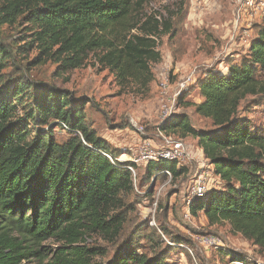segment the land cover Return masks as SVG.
Returning a JSON list of instances; mask_svg holds the SVG:
<instances>
[{
	"label": "trees",
	"instance_id": "obj_1",
	"mask_svg": "<svg viewBox=\"0 0 264 264\" xmlns=\"http://www.w3.org/2000/svg\"><path fill=\"white\" fill-rule=\"evenodd\" d=\"M144 1L0 0V26L21 20L30 27L32 42L25 45H33L37 57L29 66L53 62L66 74L94 55L120 86L148 93L156 81L153 65L162 61L158 42L172 25L155 15L139 19ZM176 35L173 30L168 41ZM21 50L25 53L26 46ZM14 59L0 43V73L5 61ZM224 63L226 73L206 71L178 100L208 121L212 132L195 129L186 114L174 116L158 130L196 140L220 176L221 187L193 200L190 214L203 215L212 225L229 223L264 253V130L253 129L247 117L240 116L247 96L264 94L259 80L264 72V26L259 25L240 64ZM29 87L31 82L20 78L12 88L0 89V264H96L97 250L79 244L93 233L111 241L122 234L126 218L118 213L124 208L121 196L134 191L137 178L128 163L119 161L122 151L90 127L87 103L76 101L70 92L37 86L38 94L30 97L21 118L16 100ZM195 90L203 102L186 104ZM31 125L40 128L34 137ZM54 126L66 128L69 139L56 142L51 136ZM165 171L175 180L188 172L177 163L160 161L146 167V178L167 177ZM51 239L64 246L43 250L42 244ZM226 255L231 264H251L244 256ZM109 264L172 263L162 256L150 259L126 245Z\"/></svg>",
	"mask_w": 264,
	"mask_h": 264
},
{
	"label": "rangeland",
	"instance_id": "obj_2",
	"mask_svg": "<svg viewBox=\"0 0 264 264\" xmlns=\"http://www.w3.org/2000/svg\"><path fill=\"white\" fill-rule=\"evenodd\" d=\"M262 4L264 0H145L137 13L139 19L155 15L159 20L170 22L172 31L177 32L171 42L168 38L172 31L160 40L163 60L153 65L156 81L148 93H142L132 85L120 86L115 76L98 64L94 55L82 68L66 74H62L53 62L29 66V62L37 57V49L25 45L32 42L30 27L21 20L14 25L0 26V43L16 56L14 62L4 63L0 89L12 88L20 78L31 82L32 87L24 89L16 100L20 117L25 116L30 97L38 94L37 86L66 90L76 101L87 103L88 124L98 138L122 151L120 162L128 161V155L140 159L143 143L151 148L162 145L158 130V95L165 65L172 66L169 81L174 88L173 95L178 93L177 84L188 77L192 78L190 89L210 69L226 73L224 61L240 64L248 55L259 25L264 26ZM23 46H26L25 53L21 50ZM259 80L264 82V72L260 73ZM197 95L194 92L189 96L186 104L195 101ZM240 111V116L247 117L253 129L264 130V94L247 96ZM182 114L189 116L195 129L212 132L211 124L194 114L191 108L179 105L178 115ZM132 121L143 128L141 133L136 131ZM31 128L30 137H34L40 128L34 125ZM51 136L58 143L69 139L67 133L56 126ZM185 142L193 149L197 147V141L192 138ZM129 162L133 161H128L132 164ZM197 165L196 161L182 164L188 172L178 180L161 175L148 180L145 162L135 164L136 188L121 196L124 208L118 212L126 218L122 234L111 241L93 233L79 246L97 250L96 264L111 263L126 245L135 247L138 253L150 259L165 257L172 264H231L227 252L244 256L251 264H264L260 247L235 233L229 223L212 225L203 215L194 217L190 214L189 188ZM208 236L214 237L219 245H204L202 240ZM63 246L51 239L42 244V249L56 251Z\"/></svg>",
	"mask_w": 264,
	"mask_h": 264
},
{
	"label": "built area",
	"instance_id": "obj_3",
	"mask_svg": "<svg viewBox=\"0 0 264 264\" xmlns=\"http://www.w3.org/2000/svg\"><path fill=\"white\" fill-rule=\"evenodd\" d=\"M264 7V4H262ZM160 43V42H158ZM160 47V46H159ZM163 60V56H162ZM172 66L171 64H166L164 67V73L162 74L159 82V112L158 116L160 118V126L167 123L174 116L179 113V104L178 100L184 93H187L190 85L191 77H188L187 80L181 81L177 84L178 93L173 95V87L169 81V73L171 72ZM133 126L135 127L138 133L143 131L139 127V124L132 121ZM159 126V127H160ZM63 132H67L66 128L62 130ZM160 136L162 138V145L157 146L155 148H151L149 144L143 143V153L140 159H136L135 157L128 161L132 164H129L127 168L130 172L135 176V164H138L141 161L145 162V166L147 167L150 163L164 161L167 163H177L178 167H182V164H185L188 161H196L197 167L194 170L195 174L191 179V184L189 188L190 195V203L195 199H205L208 196V193L212 190L219 189L222 185L220 176H218L214 170V166L212 163L205 159L203 155V151L196 147L193 149L190 145H188L185 140L179 139L175 136H168L162 132H160ZM128 161H122V163H128ZM167 176L172 177L171 172H164ZM136 184V180L134 181ZM152 225H155V222H152ZM203 244L208 247H217L219 244L217 240L208 236L204 238ZM242 264V263H236Z\"/></svg>",
	"mask_w": 264,
	"mask_h": 264
},
{
	"label": "crops",
	"instance_id": "obj_4",
	"mask_svg": "<svg viewBox=\"0 0 264 264\" xmlns=\"http://www.w3.org/2000/svg\"><path fill=\"white\" fill-rule=\"evenodd\" d=\"M194 92H197L198 93V95H197V99L195 100V101H192V102H190L191 104H200V103H202L203 102V98L201 97V96H199V90H195ZM194 92H192L190 95H188V97L189 96H191ZM188 97H187V99H188ZM187 99H186V101H187ZM186 101H185V103H186ZM184 107V106H183ZM187 107V106H186ZM187 108H191L192 110H193V113L195 114V112H194V109L192 108V107H187ZM189 139V138H188ZM116 146H113V148H115ZM197 147H199V145H198V143H197ZM201 150H202V148L201 147H199ZM203 151V150H202ZM134 157L132 156V157H130V158H128L129 160H131V159H133Z\"/></svg>",
	"mask_w": 264,
	"mask_h": 264
}]
</instances>
